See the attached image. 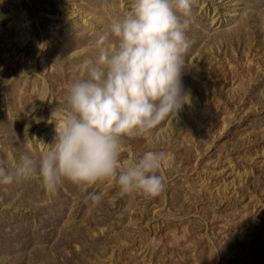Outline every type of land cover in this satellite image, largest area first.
I'll return each mask as SVG.
<instances>
[{"label":"rangeland","instance_id":"1","mask_svg":"<svg viewBox=\"0 0 264 264\" xmlns=\"http://www.w3.org/2000/svg\"><path fill=\"white\" fill-rule=\"evenodd\" d=\"M133 3L0 0V145L39 160L38 142H54L68 89L85 76L83 59L99 35L116 46L110 24ZM186 36L181 80L191 103L151 142L125 138L122 155L166 152V190L113 198L112 181H66L55 195L38 181L0 185V264L37 258L21 249L41 235L36 216L60 207L74 231L50 244L64 236L85 264H264V0H197ZM10 156L0 150V165ZM90 192L105 195L94 205Z\"/></svg>","mask_w":264,"mask_h":264},{"label":"clouds","instance_id":"2","mask_svg":"<svg viewBox=\"0 0 264 264\" xmlns=\"http://www.w3.org/2000/svg\"><path fill=\"white\" fill-rule=\"evenodd\" d=\"M197 0H134L122 18L113 19L110 35H99L95 55L82 61L83 79L67 93V110L56 128L54 142L42 141L37 161L29 153H11L0 165V185L38 181L55 195L64 182L95 186L112 181L113 198L143 193L159 196L166 190L160 174L168 154L146 151L122 160L127 137L152 141L162 122L176 117L191 99L182 86L186 31ZM29 139L27 126L23 143ZM103 192H90L86 203L98 205Z\"/></svg>","mask_w":264,"mask_h":264},{"label":"trees","instance_id":"3","mask_svg":"<svg viewBox=\"0 0 264 264\" xmlns=\"http://www.w3.org/2000/svg\"><path fill=\"white\" fill-rule=\"evenodd\" d=\"M63 214H65V208L60 207L56 208L55 213L53 214L44 215L39 213L36 216L39 223V231L44 240H42V236L38 233L35 235L31 232L30 235H28L26 244L21 250L29 252L31 249H37L36 252H38V257H32V259L26 262H29V264H42V257L45 259L48 257L52 259L50 260L52 262L51 264H85L84 252L75 253L63 248V246L65 247V245H68V242L63 239L64 236L59 237L61 240L58 243H55L56 241H54V243L50 244L51 239H55L57 234L73 229L72 226L68 228L63 226V219L61 218ZM71 231H74V229ZM39 239H41V241H38ZM45 242L48 243V249L47 246L44 248ZM42 243L43 245H41ZM89 263L92 264V262Z\"/></svg>","mask_w":264,"mask_h":264}]
</instances>
